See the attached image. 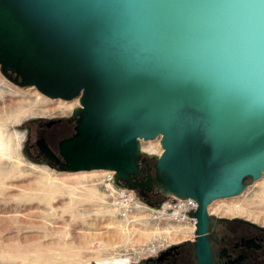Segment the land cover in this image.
Instances as JSON below:
<instances>
[{"label":"water","instance_id":"water-1","mask_svg":"<svg viewBox=\"0 0 264 264\" xmlns=\"http://www.w3.org/2000/svg\"><path fill=\"white\" fill-rule=\"evenodd\" d=\"M0 73L78 98L59 169L194 198L208 264V205L264 171V0H0ZM157 136L154 176L131 182Z\"/></svg>","mask_w":264,"mask_h":264},{"label":"rangeland","instance_id":"rangeland-1","mask_svg":"<svg viewBox=\"0 0 264 264\" xmlns=\"http://www.w3.org/2000/svg\"><path fill=\"white\" fill-rule=\"evenodd\" d=\"M57 100L71 103L70 109L57 111ZM78 105L77 97L50 98L0 73V264H137L150 241L167 244L189 234L190 225L154 220L141 210L121 219L101 188L104 171H65L26 155V120L67 115ZM22 109L28 111L17 115ZM160 150L159 136L141 141L146 156L154 158ZM245 182L241 193L213 200L208 211L264 226V171L258 179L247 177ZM233 205L242 209L229 213ZM117 224L160 230L180 224L185 234L170 238L162 232L134 244L135 230L122 231L118 237Z\"/></svg>","mask_w":264,"mask_h":264},{"label":"flooded vegetation","instance_id":"flooded-vegetation-1","mask_svg":"<svg viewBox=\"0 0 264 264\" xmlns=\"http://www.w3.org/2000/svg\"><path fill=\"white\" fill-rule=\"evenodd\" d=\"M8 73L19 79L15 72ZM78 117V114H75ZM75 119L72 111L65 115L34 116L24 123L26 155L37 163H45L58 168L64 163L59 152V141L74 131ZM51 155L48 156L45 150ZM154 158L142 155L136 173L130 181L154 176ZM245 181V180H244ZM134 193L146 200H155L160 194L154 186L141 190L137 186ZM205 235L208 264H264V226L235 215L209 212ZM195 227L179 241L159 244L154 252H146L137 264H200L196 247Z\"/></svg>","mask_w":264,"mask_h":264},{"label":"built area","instance_id":"built-area-1","mask_svg":"<svg viewBox=\"0 0 264 264\" xmlns=\"http://www.w3.org/2000/svg\"><path fill=\"white\" fill-rule=\"evenodd\" d=\"M105 171L108 173L102 178L101 188L121 219L136 210H141L154 220H168L195 227L196 219L193 213L197 208V202L194 198L167 195L158 205H149L138 197L131 188L116 183L112 171ZM158 245L159 243L150 241L147 244L146 252H154Z\"/></svg>","mask_w":264,"mask_h":264},{"label":"bare ground","instance_id":"bare-ground-1","mask_svg":"<svg viewBox=\"0 0 264 264\" xmlns=\"http://www.w3.org/2000/svg\"><path fill=\"white\" fill-rule=\"evenodd\" d=\"M76 102V101H75ZM57 111H66L67 109H70L71 107V103L68 104V102H65V101H60V100H57L56 103H55V106ZM28 110H25V109H22L21 111H19L17 113L18 114H24L25 112H27ZM95 170V169H94ZM97 170H100V172L103 173V171L105 172L103 177L108 173L106 172L105 170H102V169H97ZM80 173H84V172H88V170H81L79 171ZM208 209V208H207ZM242 209L241 206H236V205H233L230 207H228V211L229 213H237L239 212L240 210ZM209 213V211H208ZM144 215V214H143ZM147 215V214H145ZM128 216L130 215H126L124 216L125 218H127ZM116 220H112L110 222H115ZM145 224V223H144ZM183 224V223H182ZM132 224H128V225H121V224H117V226L119 227V231H117V236L119 237L120 236V233L123 231H134L136 235V237H134V244L137 243V242H141V241H145V240H148L149 238H151L153 235H160L162 234V232L164 233L165 236H168L170 238L174 237V238H180L183 236L184 233V228L185 226L183 225H180V224H169V225H166L163 227L162 230H160L159 227H154V228H148V227H145V228H137V227H134L132 225V227L130 228L129 226H131ZM118 229V228H117ZM188 229V228H187ZM123 232H122V235H123ZM127 233V232H126ZM183 233V234H181ZM129 238V237H128ZM168 239V238H167Z\"/></svg>","mask_w":264,"mask_h":264},{"label":"trees","instance_id":"trees-1","mask_svg":"<svg viewBox=\"0 0 264 264\" xmlns=\"http://www.w3.org/2000/svg\"><path fill=\"white\" fill-rule=\"evenodd\" d=\"M142 155L146 156L144 153H143ZM244 180H245V179H244ZM140 198H141V197H140ZM164 198H165V195L162 194V193H160V194H157V195H156V199H155V200H146V199H143V198H141V199L144 200L145 202H147V203L150 204V205H154V206H156V205H158V204H159Z\"/></svg>","mask_w":264,"mask_h":264}]
</instances>
